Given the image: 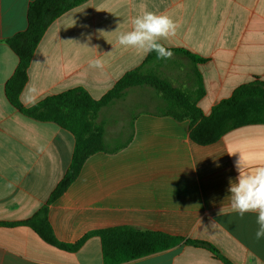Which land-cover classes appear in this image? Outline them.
<instances>
[{
  "label": "crops",
  "instance_id": "1",
  "mask_svg": "<svg viewBox=\"0 0 264 264\" xmlns=\"http://www.w3.org/2000/svg\"><path fill=\"white\" fill-rule=\"evenodd\" d=\"M31 1L0 0V264H105L101 239L93 232L115 227L183 239L120 264H226L187 240L211 244L231 264H264V239H255L257 213L241 217L228 192L229 181L239 175L238 160L244 172L264 163V124L200 145L191 138L190 120L157 110L158 95L155 110L138 108L141 102L128 97L134 88L100 112L107 150L89 156L77 179L48 205L56 238L74 244L88 235L83 244L66 251L31 227L14 224L47 204L76 144L69 130L23 115L6 96L18 65L7 39L26 30ZM144 10L178 24L176 34L161 41L165 47L205 59L197 64L205 89L197 104L205 116L239 86L264 79V0H88L45 32L21 92L23 106L76 88L101 99L148 56L118 43L119 34L130 31L132 19ZM94 58L103 60V69L89 67ZM189 78L188 88L194 75ZM33 84L38 89L34 104L28 92Z\"/></svg>",
  "mask_w": 264,
  "mask_h": 264
},
{
  "label": "trees",
  "instance_id": "2",
  "mask_svg": "<svg viewBox=\"0 0 264 264\" xmlns=\"http://www.w3.org/2000/svg\"><path fill=\"white\" fill-rule=\"evenodd\" d=\"M88 0H33L27 11L26 30L7 39L18 57V65L6 84V96L23 115L38 121L54 122L69 130L76 139L72 162L64 178L43 206L30 219L14 224L31 227L47 243L66 251H76L88 237L74 244L60 242L50 225L48 205L58 199L77 179L87 158L107 150L104 126L98 122L100 112L123 100L128 91L136 87H151L160 97L157 110L178 120H190L191 138L200 145L217 142L226 133L253 124H264V79L256 77L235 89L232 96L222 100L205 116L198 107L205 89L197 64L205 59L179 48H167L173 54L186 58L194 75L193 85L184 89L163 78L159 72L164 59L156 53L148 54L137 69L127 72L101 99H94L83 88L48 96L30 107L21 103V92L28 81V70L41 39L49 26L65 12ZM194 65V66H193ZM191 75V76H192ZM10 224V225H14ZM100 237L105 264H120L151 255L178 245L183 239L165 233L140 231L132 227H115L93 232ZM209 249L226 264H231L211 244L204 241H186Z\"/></svg>",
  "mask_w": 264,
  "mask_h": 264
},
{
  "label": "clouds",
  "instance_id": "3",
  "mask_svg": "<svg viewBox=\"0 0 264 264\" xmlns=\"http://www.w3.org/2000/svg\"><path fill=\"white\" fill-rule=\"evenodd\" d=\"M131 24L130 31L122 32L118 36L121 46L140 50L145 55L155 52L158 60L172 57L173 53L161 43L176 34L178 24L170 16L144 10L132 19ZM89 67L103 69L104 62L100 58H94L89 61ZM28 92L29 100L34 104L38 89L33 84ZM236 168L239 175L234 182L229 181L228 188L231 207L241 217L248 212L257 213L258 228L255 239L259 241L264 239V163H258L251 172H244L240 159Z\"/></svg>",
  "mask_w": 264,
  "mask_h": 264
},
{
  "label": "rangeland",
  "instance_id": "4",
  "mask_svg": "<svg viewBox=\"0 0 264 264\" xmlns=\"http://www.w3.org/2000/svg\"><path fill=\"white\" fill-rule=\"evenodd\" d=\"M189 67V62L186 58L173 54L170 59H164L160 68H158V72L163 78L170 80L174 85L187 89L189 77L192 75ZM156 95V91L153 88L145 86L130 90L128 97L130 100H133V103H138L137 100H139L141 104L137 107L140 109L155 110ZM119 105L121 106L118 109L122 110L123 104ZM138 108L137 110H140Z\"/></svg>",
  "mask_w": 264,
  "mask_h": 264
}]
</instances>
